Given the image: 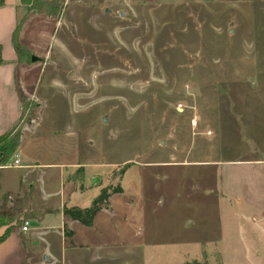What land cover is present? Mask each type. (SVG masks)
Returning <instances> with one entry per match:
<instances>
[{"label": "rangeland", "instance_id": "1", "mask_svg": "<svg viewBox=\"0 0 264 264\" xmlns=\"http://www.w3.org/2000/svg\"><path fill=\"white\" fill-rule=\"evenodd\" d=\"M48 1L20 123L122 187L57 264H264V0Z\"/></svg>", "mask_w": 264, "mask_h": 264}, {"label": "crops", "instance_id": "2", "mask_svg": "<svg viewBox=\"0 0 264 264\" xmlns=\"http://www.w3.org/2000/svg\"><path fill=\"white\" fill-rule=\"evenodd\" d=\"M58 1V0H55ZM22 0H6L0 6V135L12 128L20 120L22 112L21 101L24 96L31 95L27 91L25 77H19L17 69L27 70L33 64L32 55L36 59L39 49L28 41L29 37H42V27L47 18H56L53 14H46L27 8ZM27 10L30 12L27 16ZM25 16V17H24ZM24 17L19 26L18 41L29 51L28 55L19 57L12 42L17 23ZM30 57L29 62L24 57ZM35 121L21 128V139L10 160L17 157L16 165H0V205L5 209L30 212L38 209L48 211L38 217H27L29 228L24 232L20 225L13 229L0 241V264H57L59 249L76 248L78 244L73 240L74 225L93 226L97 214L91 225L82 224L64 213V206L84 207L74 202V197L83 195L87 190L83 183L73 184L77 178L75 172L85 174V163L80 161L79 137L73 132L69 139L70 153L67 156L57 154L55 149L49 148V140L45 136L31 134ZM6 162V163H7ZM73 167H76L73 169ZM72 170V171H71ZM71 172V173H70ZM72 184V185H71ZM71 186V187H69ZM86 188V189H85ZM99 194V192H98ZM109 204V201H108ZM103 207V206H102ZM101 207V209H102ZM100 209V210H101ZM2 211V212H1ZM6 222L17 219L13 214L0 210ZM10 215V217L8 216ZM8 216V217H6ZM10 223V222H9ZM8 224L0 225V235L7 229ZM71 231L70 235L67 232Z\"/></svg>", "mask_w": 264, "mask_h": 264}, {"label": "trees", "instance_id": "3", "mask_svg": "<svg viewBox=\"0 0 264 264\" xmlns=\"http://www.w3.org/2000/svg\"><path fill=\"white\" fill-rule=\"evenodd\" d=\"M6 0H0V6L5 2ZM24 4H30L31 7L34 8V10L39 12H44L46 14H57L58 12L50 11V9L55 6H57L56 3L49 2L48 0H22ZM25 16H27L30 12H28ZM24 16V17H25ZM24 17L19 20L17 23V28L13 33L12 42L14 43L15 49L19 57L23 55H28L29 51L18 41V30L20 24L23 22ZM2 62L1 58V45H0V63ZM22 114V112H21ZM21 117V115H20ZM20 119V118H19ZM21 128L22 124L20 123V120L14 125L12 128L6 130L4 133L0 135V165L6 164L7 161L10 160L13 153L16 151L20 139H21ZM122 187L120 184L115 185L114 187L111 185L103 186L99 190V194L92 200L91 204L89 206H85L84 208H80L78 206H64V213L67 216H70L76 220H79L82 224L91 225L94 216L99 212L101 207L103 205H107L109 198L112 194L116 192H121ZM47 209H38L33 210L30 212H26L25 217L23 220L19 219V214L22 211H15L16 214L14 215L16 219V225L9 223L7 229H5L4 233L0 235V241L3 240L9 232H11L13 229L18 227V225L22 224L24 219H27V217H38L47 212ZM3 215H0V225L1 224H8L6 222L2 221ZM5 217L3 218V220ZM71 231L67 232V235H70Z\"/></svg>", "mask_w": 264, "mask_h": 264}, {"label": "built area", "instance_id": "4", "mask_svg": "<svg viewBox=\"0 0 264 264\" xmlns=\"http://www.w3.org/2000/svg\"><path fill=\"white\" fill-rule=\"evenodd\" d=\"M18 163H19V159L17 157H15V158L12 159V161L7 162L6 164H4V166H6V165H13V164L16 165ZM28 223H29L28 220H24L23 223L20 225L21 226L20 227V230L23 231V232L25 230H27L29 228Z\"/></svg>", "mask_w": 264, "mask_h": 264}, {"label": "water", "instance_id": "5", "mask_svg": "<svg viewBox=\"0 0 264 264\" xmlns=\"http://www.w3.org/2000/svg\"><path fill=\"white\" fill-rule=\"evenodd\" d=\"M37 57H35V56H32V60H34V59H36Z\"/></svg>", "mask_w": 264, "mask_h": 264}]
</instances>
